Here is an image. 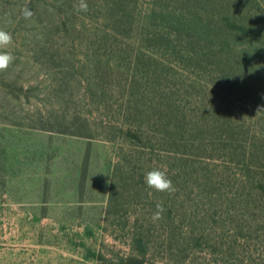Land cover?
Instances as JSON below:
<instances>
[{
    "label": "rangeland",
    "instance_id": "rangeland-1",
    "mask_svg": "<svg viewBox=\"0 0 264 264\" xmlns=\"http://www.w3.org/2000/svg\"><path fill=\"white\" fill-rule=\"evenodd\" d=\"M78 2L63 8L77 13L80 37L70 22L62 26L52 0H0V30L12 36L0 52L14 57L0 71V264L127 255L142 264H264V97L143 46L171 68L160 88L174 94L160 103L165 128L139 121L128 106L154 96L158 105L161 89L143 100L132 93L128 61L91 39L104 30L102 3L85 0L78 12ZM152 169L165 171L175 191L148 187ZM158 203L164 212L153 222ZM136 223L144 255L134 249Z\"/></svg>",
    "mask_w": 264,
    "mask_h": 264
},
{
    "label": "trees",
    "instance_id": "trees-1",
    "mask_svg": "<svg viewBox=\"0 0 264 264\" xmlns=\"http://www.w3.org/2000/svg\"><path fill=\"white\" fill-rule=\"evenodd\" d=\"M52 1L63 19L62 26L70 22L74 26L68 31L80 37L81 31L77 30L74 22L77 13L63 8V3L68 5L72 0ZM98 1L104 10L98 19L102 17L106 27L102 31L95 29L91 39L99 46L111 48L112 55L117 53V61H128L130 70L124 72L130 75L131 91L134 93L136 89L139 99L143 100L147 90L153 87L161 89V94L158 92L156 95H159L158 105H154V96L148 104H142L137 98L135 103L138 104L128 106L129 110L135 108L139 121H157L165 128L168 114L163 112V108L160 110V103L162 99L169 101L168 93L174 94L172 90L165 92L160 88L162 85L164 88L169 86L171 76L162 74L171 68L145 48L150 46L162 49L176 63L185 61L188 63L186 65L206 73L207 77L212 78V73L218 71L220 83L226 86L232 82L234 85L246 83L247 90L251 92L255 89L254 96L260 99L264 97V0H143L146 4L143 14L139 9V0ZM107 41L109 45H101ZM243 41L248 43L242 45ZM124 72L117 71L114 74ZM257 101L263 107L264 100ZM148 112L151 114L148 115ZM128 114L131 118L134 115L131 112ZM142 115L146 116L144 120L140 119ZM132 128L140 129V126ZM128 133L131 138H139L137 130H128ZM113 188L114 185L109 196L111 202L112 194L116 193ZM122 212L126 213V210ZM137 223L132 227V241L134 249L144 255L146 239L138 231L142 225ZM96 259L100 263L142 264L134 255L120 256L116 260L103 256H97Z\"/></svg>",
    "mask_w": 264,
    "mask_h": 264
},
{
    "label": "clouds",
    "instance_id": "clouds-1",
    "mask_svg": "<svg viewBox=\"0 0 264 264\" xmlns=\"http://www.w3.org/2000/svg\"><path fill=\"white\" fill-rule=\"evenodd\" d=\"M76 10L87 11V4L85 0H79L78 4L75 5ZM22 15L25 19H30L33 16V11L30 8H23ZM12 41L10 33L0 30V48L8 46ZM14 57L10 53L0 52V71H4L8 68L9 64L12 63ZM264 110V109H261ZM144 181L148 187L155 189L160 192H172L175 191L172 181L168 178L165 171L160 169H152L146 171L144 174ZM164 208L162 204L156 205V211L152 215L153 222L162 219Z\"/></svg>",
    "mask_w": 264,
    "mask_h": 264
}]
</instances>
